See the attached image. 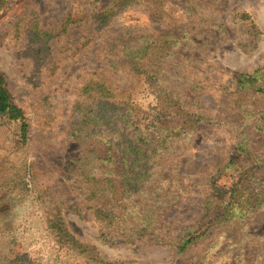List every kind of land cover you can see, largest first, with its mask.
I'll list each match as a JSON object with an SVG mask.
<instances>
[{"label": "rangeland", "instance_id": "rangeland-1", "mask_svg": "<svg viewBox=\"0 0 264 264\" xmlns=\"http://www.w3.org/2000/svg\"><path fill=\"white\" fill-rule=\"evenodd\" d=\"M115 2L0 0V74L23 115H0V264H264V0ZM138 47L149 55L134 71ZM95 81L150 143L124 204L159 210L134 245L99 239L76 176L84 151L119 139L108 102L84 93ZM216 191L241 208L199 228Z\"/></svg>", "mask_w": 264, "mask_h": 264}, {"label": "trees", "instance_id": "trees-1", "mask_svg": "<svg viewBox=\"0 0 264 264\" xmlns=\"http://www.w3.org/2000/svg\"><path fill=\"white\" fill-rule=\"evenodd\" d=\"M134 0H117L116 5L132 3ZM114 4V3H113ZM115 5V7H116ZM113 11V10H112ZM111 12V10H109ZM103 16L107 19V15ZM111 16V14H110ZM139 40H129V44L137 45ZM128 44V45H129ZM145 48L138 47L129 49L126 56L132 64L133 70L137 71L141 66L143 57H148V53L144 51ZM244 82H252V76H238V80ZM264 96V91L260 89ZM84 93L88 96L95 94L101 101H106V106L109 105L110 119H113L112 125L117 126L119 132V139L115 143L102 149L101 152L92 150L91 158H88V152L84 151L78 157L80 162L76 176L79 177L80 182L86 187L85 199L91 202L94 207L91 208L93 218L97 224L99 239L109 245H134L141 242L150 235L154 226V218L156 212L159 210L154 205L141 206L138 204H124L125 201L131 200L132 193L140 189V183L131 184L132 180L127 177V171H137V174L147 171L149 166V156L147 150L149 144L147 139L141 134L136 133L138 129L131 130L130 127V113L128 110H121L119 105L124 104L122 100H118L114 92L104 82H91L84 89ZM104 103V102H102ZM127 109L128 106H126ZM0 115L6 116L11 121L22 120L23 115L18 107H16L11 100L8 91L5 88V81L0 74ZM103 118L104 115L98 111L94 115ZM190 121H195V115L189 116ZM198 121L202 118H197ZM24 134V124L22 126ZM104 150V151H103ZM238 151L243 153L246 159L253 158L250 148L247 143L239 144ZM262 161V160H261ZM95 164H94V163ZM259 163V161L257 160ZM92 164L91 168L89 166ZM232 164V163H231ZM138 174V175H139ZM249 189V188H248ZM250 191V190H249ZM132 192V193H131ZM236 192L231 191L229 196L221 191L209 195L207 204H204V213L198 225L199 228L204 226L211 215L216 214L217 220H227L233 216L235 208H241L242 204H237ZM251 193V191H250ZM131 194V195H130ZM217 199H214L216 197ZM222 195V198L219 196ZM226 196V197H225ZM217 201V202H216ZM225 201L226 204H223ZM221 203V204H215ZM131 205V208L128 206ZM259 205V204H258ZM257 204H254V208ZM120 224L123 233L115 235V226ZM192 234L184 236L177 251L182 252L192 243L196 229ZM154 237V236H153ZM120 239V242H118ZM13 264H16L13 262Z\"/></svg>", "mask_w": 264, "mask_h": 264}]
</instances>
